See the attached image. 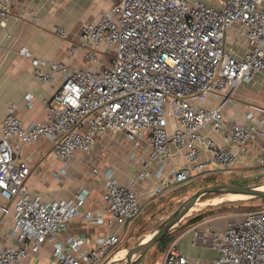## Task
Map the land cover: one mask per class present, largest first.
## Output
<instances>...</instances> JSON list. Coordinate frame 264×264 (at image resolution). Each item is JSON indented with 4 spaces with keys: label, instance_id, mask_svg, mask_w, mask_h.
Instances as JSON below:
<instances>
[{
    "label": "built area",
    "instance_id": "1",
    "mask_svg": "<svg viewBox=\"0 0 264 264\" xmlns=\"http://www.w3.org/2000/svg\"><path fill=\"white\" fill-rule=\"evenodd\" d=\"M13 1L0 0V28ZM232 26L234 43L247 47L242 54L227 45ZM54 29L67 37L63 26ZM79 49L82 68L35 55L27 46L18 50L36 79L48 83L59 72L62 82L44 101L42 122L23 124L16 104H7L0 125V194L13 203L9 235L18 243L0 248V264H14L46 241L52 250L45 264H102L121 240L118 232L58 238L80 213L87 190L53 201L29 194L31 166L23 149L40 138H48L54 156L64 161L77 151L89 154L97 137L108 132L123 133L131 142L133 174L119 182L108 168L104 209L83 213L91 224L109 227L129 224L146 200L195 176L264 165V109L257 124L226 128L224 118V105L240 84L257 78L264 83V0H218L216 6L204 0H111L98 19L83 24L70 51ZM209 93L222 95V101L214 107L197 103ZM32 97L26 94L29 102ZM177 152L182 163L173 161ZM202 152L210 157L202 158ZM143 182L149 185L138 190ZM191 233L193 243L216 252L211 264H264V207L228 218L222 229L201 220ZM159 264L195 263L171 242Z\"/></svg>",
    "mask_w": 264,
    "mask_h": 264
},
{
    "label": "crops",
    "instance_id": "2",
    "mask_svg": "<svg viewBox=\"0 0 264 264\" xmlns=\"http://www.w3.org/2000/svg\"><path fill=\"white\" fill-rule=\"evenodd\" d=\"M204 1L218 5V0ZM110 5L111 0L13 1L11 16L6 25L0 28V125L7 115L9 101L16 104V113L23 124L44 121V101L52 97L62 82L59 72H53L48 83L36 79L29 59L18 53L19 48L27 46L35 55L82 68L86 64L84 50L71 52V45L78 41L83 24L98 19ZM57 24L67 30L65 39L56 35L54 28ZM230 30H234V27ZM230 40L235 46L231 34L227 42L230 43ZM228 47L232 48L229 45ZM235 52L242 54L236 50ZM29 92L33 96L31 102L26 99ZM222 99V95L209 93L200 102L202 106L214 107ZM260 109H264V83L257 78L255 81L240 84L224 105L225 127L229 128L232 123L257 124L263 115ZM248 113H251L252 117H247ZM214 139L220 141L222 137L216 134ZM257 141L259 138L255 137L254 142ZM130 149L129 140L120 132H108L98 136L89 154L77 151L73 158L65 161L54 156L48 138H40L24 147L23 154L31 166V172L25 182L31 196L38 195L43 201L64 200L74 198L83 188L87 190L80 213L67 221L66 228L58 234L59 239L64 240L68 236L81 234L92 238L96 234L123 230L122 226L116 223L110 227L105 223L91 224L83 217V213L87 210L99 212L104 209L105 172L108 168L114 170V176L119 182H125L127 177L133 174L137 164L129 156ZM209 157L210 153L202 152V158ZM173 161L182 163L181 153L177 152ZM60 169H63L64 173L55 175ZM143 185L149 183L143 182L136 188L141 190ZM147 202L149 201L146 200L144 205ZM14 213L13 203L6 201L0 194V248L18 243L16 238L9 235L14 224ZM228 218L230 217H196L191 219V222L178 224L179 227L174 228L177 230L165 239L166 245L164 244L160 257L155 261L146 259L139 264H159L167 245L171 242H175L192 263L211 264L217 256L216 252L208 246L193 243L192 227L201 220L211 219L214 228L222 229ZM51 250L52 243L43 242L37 252H31L14 264H45L49 261Z\"/></svg>",
    "mask_w": 264,
    "mask_h": 264
},
{
    "label": "rangeland",
    "instance_id": "3",
    "mask_svg": "<svg viewBox=\"0 0 264 264\" xmlns=\"http://www.w3.org/2000/svg\"><path fill=\"white\" fill-rule=\"evenodd\" d=\"M229 33L235 37L233 30H230ZM229 42L230 43L227 42V44L235 49L238 53H243L247 49L245 43H239V45H236L233 42L235 45L233 46L232 40ZM200 100L201 99H198L197 102L201 104ZM224 182H238L264 186V165L238 166L231 171L220 169L208 174H200L191 178L190 181L174 187L165 194L149 199V202L144 205L141 213L135 217L133 221L127 225H122L123 230L120 229V232H118L121 240L119 241L118 245H116L109 253L102 264H106L112 258V260H116L117 258L123 256L126 249L138 243L149 232H151L175 209V207L184 198L192 194L197 188L203 185ZM198 202L200 203L195 205L194 208L189 213H187V215H185V217L180 221L179 225L182 223L185 224L186 222H191V219H194L197 216L235 217L243 214L244 212L264 207V199L238 198L219 194H206L202 196ZM179 225L176 228H178ZM175 230L177 229L169 231L165 236L158 240L144 253L140 260L135 263H143L146 259H150L151 261L158 259L160 257V253L166 245L165 239H167L168 236H170V234ZM114 264H123V262Z\"/></svg>",
    "mask_w": 264,
    "mask_h": 264
},
{
    "label": "water",
    "instance_id": "4",
    "mask_svg": "<svg viewBox=\"0 0 264 264\" xmlns=\"http://www.w3.org/2000/svg\"><path fill=\"white\" fill-rule=\"evenodd\" d=\"M206 194L264 199V186L227 182L203 185L184 198L165 219H163L138 243L126 249L123 256L116 260H112V258L106 264H114L118 262H123V264H134L137 262L151 246L169 231L176 228L185 215H187V213H189L197 204V201Z\"/></svg>",
    "mask_w": 264,
    "mask_h": 264
},
{
    "label": "trees",
    "instance_id": "5",
    "mask_svg": "<svg viewBox=\"0 0 264 264\" xmlns=\"http://www.w3.org/2000/svg\"><path fill=\"white\" fill-rule=\"evenodd\" d=\"M232 183H238V182H232ZM240 184H244V183H240ZM249 199H253V198H249ZM259 199H261V198H259ZM197 218L199 219V218H201V216H197Z\"/></svg>",
    "mask_w": 264,
    "mask_h": 264
},
{
    "label": "bare ground",
    "instance_id": "6",
    "mask_svg": "<svg viewBox=\"0 0 264 264\" xmlns=\"http://www.w3.org/2000/svg\"><path fill=\"white\" fill-rule=\"evenodd\" d=\"M199 203H200V202L197 201V204H199ZM197 204H196V205H197ZM193 208H194V207H193Z\"/></svg>",
    "mask_w": 264,
    "mask_h": 264
}]
</instances>
